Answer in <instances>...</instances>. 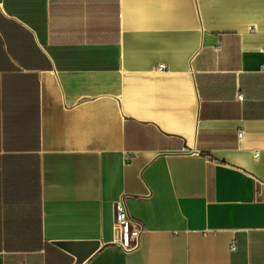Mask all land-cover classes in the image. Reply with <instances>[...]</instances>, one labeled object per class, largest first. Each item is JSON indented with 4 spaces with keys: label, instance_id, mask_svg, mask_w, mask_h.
<instances>
[{
    "label": "crops",
    "instance_id": "1",
    "mask_svg": "<svg viewBox=\"0 0 264 264\" xmlns=\"http://www.w3.org/2000/svg\"><path fill=\"white\" fill-rule=\"evenodd\" d=\"M89 241L84 264H264V0H0V264Z\"/></svg>",
    "mask_w": 264,
    "mask_h": 264
},
{
    "label": "built area",
    "instance_id": "2",
    "mask_svg": "<svg viewBox=\"0 0 264 264\" xmlns=\"http://www.w3.org/2000/svg\"><path fill=\"white\" fill-rule=\"evenodd\" d=\"M165 65H160L158 71H164ZM242 95L238 96L241 100ZM240 139L244 138V133H239ZM115 226L117 231V242L124 253H131L139 249L141 244V235L144 231L143 225L134 220L130 215L126 201L121 200L115 203Z\"/></svg>",
    "mask_w": 264,
    "mask_h": 264
},
{
    "label": "water",
    "instance_id": "3",
    "mask_svg": "<svg viewBox=\"0 0 264 264\" xmlns=\"http://www.w3.org/2000/svg\"><path fill=\"white\" fill-rule=\"evenodd\" d=\"M61 249L71 253L76 257V264H84L100 248L97 241L89 242H61L57 243Z\"/></svg>",
    "mask_w": 264,
    "mask_h": 264
}]
</instances>
